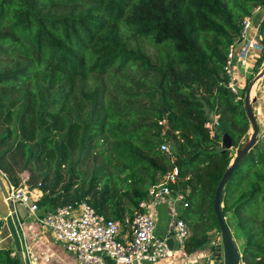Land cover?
I'll return each instance as SVG.
<instances>
[{"label":"trees","instance_id":"trees-1","mask_svg":"<svg viewBox=\"0 0 264 264\" xmlns=\"http://www.w3.org/2000/svg\"><path fill=\"white\" fill-rule=\"evenodd\" d=\"M261 4L0 0V170L15 185L40 183L37 207L85 200L124 224L176 166L169 187L188 203L179 214L190 231L184 252L206 245L208 232H219L213 197L233 158L221 136L238 147L250 128L244 92L231 91L223 67L243 18ZM263 61L264 51L256 70ZM222 203L244 238L240 264H264V134ZM0 264L28 263L0 246Z\"/></svg>","mask_w":264,"mask_h":264},{"label":"built area","instance_id":"built-area-1","mask_svg":"<svg viewBox=\"0 0 264 264\" xmlns=\"http://www.w3.org/2000/svg\"><path fill=\"white\" fill-rule=\"evenodd\" d=\"M259 14L260 23L264 19V4L254 6L251 13L243 18L239 38L229 45L226 54L223 68L229 77L227 86L236 95H239L240 91L233 76L234 65L246 66L252 52L259 53L264 49L261 43L264 41V35L257 33L259 23L257 26L252 23L253 18ZM238 43H242V46L237 49ZM217 118V115H213L205 123L210 137L216 134L219 125ZM159 124L162 125L163 122L160 121ZM160 150L171 153L167 140L160 144ZM177 174L178 168L174 166L157 185L149 189L147 197L139 203V207H155L166 204L169 200L177 202L181 208L187 207L183 193L173 194L169 187L170 183L176 181ZM21 175L22 181L28 176L26 171ZM0 177L7 190V197L3 199L5 202H12L9 213L14 215L18 229H22L16 208L20 205L75 255L77 264H151L173 256L176 251L184 252V244L190 231L186 222L179 216L180 212L172 215L171 235L170 231L159 234L155 219L148 213L134 212L132 217L125 218L123 224L120 220L99 214L85 200L77 204L57 206L38 216L36 203L42 196L40 183L32 188L22 183L15 185L1 170ZM169 236L174 240L172 249L166 243ZM218 244L219 238L214 245Z\"/></svg>","mask_w":264,"mask_h":264},{"label":"crops","instance_id":"crops-1","mask_svg":"<svg viewBox=\"0 0 264 264\" xmlns=\"http://www.w3.org/2000/svg\"><path fill=\"white\" fill-rule=\"evenodd\" d=\"M241 46L242 43H238L237 49ZM260 55L261 52H252L249 55L246 66H241L239 64L234 65L233 76L236 80L240 93L242 91L246 93L247 87L249 85L247 84V77L253 75L255 77V74L264 67L263 61L262 64L258 67V70H256L255 66ZM259 82H261V84L263 83L264 86V77ZM256 89L257 85L256 88L254 87V92L252 94L250 91V98L255 97V101L257 103L260 99L262 105L261 99L262 97H264V95L262 97L260 96V98H257L255 91ZM256 118L259 126V133L260 135H262V133H264V114L263 116ZM250 132L251 128H249L248 133ZM164 206H166L167 208L170 207L169 211L171 213V216L175 213H179V204L177 202L174 203L172 200H169L166 204H164ZM16 208L22 222L21 235L24 243V253L21 252L20 254L24 261H27L28 264H77L75 255L68 251L61 242L57 241L48 229H46L39 223V221L35 219V217L28 213L27 209L20 205H17ZM9 212L10 206L7 202L4 201L3 196L0 192V218H3L5 221V217L9 214ZM37 215L41 216L38 211ZM154 216L153 217L155 218L158 230L157 232L159 234L168 233L171 229V220L169 221V223L163 226L164 229L163 232H161L160 227L157 224L159 221V214L158 212H156V210ZM0 246L12 247L14 249L12 238L9 235L5 222L2 229L0 230ZM213 251L214 250L208 245H204L202 247L194 249L189 253L176 251L173 256L161 259L158 262L151 264H223V262L221 263L219 256L215 255Z\"/></svg>","mask_w":264,"mask_h":264},{"label":"water","instance_id":"water-1","mask_svg":"<svg viewBox=\"0 0 264 264\" xmlns=\"http://www.w3.org/2000/svg\"><path fill=\"white\" fill-rule=\"evenodd\" d=\"M264 35V29H263ZM264 77V67L256 74V76L249 83L246 93L244 95V107L246 110L247 118L250 123L251 132L248 133L247 137L238 145L236 152L231 159L229 165L224 170L214 193L213 197V211L216 217L219 234H220V243L214 248V254L220 256L222 253L223 264H240L241 262V253L238 249V246L232 236L231 230L226 222V218L222 213V198L225 190V186L229 179L231 178L234 170L239 166L241 161L248 155V153L257 145L258 141L261 139L262 135L259 133V126L257 118L252 108V103L255 102L256 98H250V91L257 81ZM220 146L222 150L231 149L233 147L232 141L228 134L223 133L221 136ZM0 192L3 197H7L6 187L0 177ZM8 205L10 210L12 209V202L9 200ZM5 224L9 235L12 238L14 250L18 253H24V243L21 235L20 229H18L13 214H8L5 217ZM172 232L170 231V235ZM167 246L172 249L174 240L171 236L166 239Z\"/></svg>","mask_w":264,"mask_h":264},{"label":"rangeland","instance_id":"rangeland-1","mask_svg":"<svg viewBox=\"0 0 264 264\" xmlns=\"http://www.w3.org/2000/svg\"><path fill=\"white\" fill-rule=\"evenodd\" d=\"M259 17H260V14L253 18V20H252L253 26H257V24L259 23ZM263 29H264V19H263V21H261L259 23L257 33H261L263 35ZM261 43L264 46V41H262ZM256 74H255V76H256ZM253 78H254V75L253 76H248L247 77V84H249L252 81ZM259 81H261V79ZM259 81H257L254 84L255 88H256V85H257V89L255 90L257 98L258 97L260 98V96L262 97L264 95L263 83L261 84V82H259ZM244 95H245V93H244ZM261 101H262V105H261L260 99H259L258 103L255 101L252 104V108H253V111H254L256 117L263 116V114H264V97H262ZM236 148L237 147H232L231 149H229L231 151V153L233 154V156H234V154L236 152ZM26 173L28 174L27 171H26ZM169 209H170V207L167 208L166 206H164V204H160V205H157L155 207L150 205V206H145L142 209V212L148 213L150 215L152 214L154 216V213H155V210H156V212H158V214H159V221H158L157 224L160 227V231L163 232V229H164L163 226L166 225L167 223H169V221L172 219V216H171V213H170ZM37 211L41 215H43L47 211V209L41 208V210H40V207H38ZM183 211L186 213L187 209H183V208L179 207L178 212L182 213ZM226 217H227L228 221L230 222V220L228 218L229 216H226ZM172 221H173V219H172ZM230 230H231L232 236L234 237V240H235L236 244H238V246L240 248V245H241V243L244 240L243 236L234 228V226L232 225V222L230 223ZM207 236H208V240H207L206 245H208L210 248H212L214 250V248L216 247L214 244L218 242V238H219V243H220V234L217 231V229L214 228V229H212V230H210L208 232ZM212 242H213V244H212ZM219 258H220L221 263H222L223 262L222 253L220 254Z\"/></svg>","mask_w":264,"mask_h":264},{"label":"bare ground","instance_id":"bare-ground-1","mask_svg":"<svg viewBox=\"0 0 264 264\" xmlns=\"http://www.w3.org/2000/svg\"><path fill=\"white\" fill-rule=\"evenodd\" d=\"M254 84H253V86H252V88H251V94L254 92Z\"/></svg>","mask_w":264,"mask_h":264}]
</instances>
